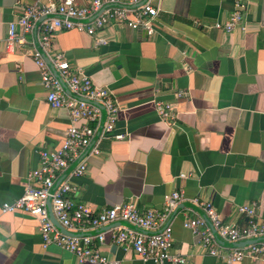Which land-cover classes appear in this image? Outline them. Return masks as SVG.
Listing matches in <instances>:
<instances>
[{
	"label": "crops",
	"instance_id": "crops-1",
	"mask_svg": "<svg viewBox=\"0 0 264 264\" xmlns=\"http://www.w3.org/2000/svg\"><path fill=\"white\" fill-rule=\"evenodd\" d=\"M18 2L34 0H0V40L20 15ZM232 10L233 0H161L150 37L111 26L102 33L105 45L75 30L52 39L71 68L112 92L119 107L115 132L124 135L98 141L85 174L72 179L74 200L96 212L132 201L144 213L161 211L164 196L183 192L185 200L166 222L171 253L185 264H227L183 227L185 218L200 217L188 206L191 199L211 202L223 223L240 227L247 218L237 208L255 203L256 219L264 223V0L243 1L245 32L215 29ZM35 36L25 34L14 54L0 51V264H89L54 245L43 248L29 213L1 211L22 195L28 172L40 167L37 152L59 147L69 126L68 110L49 106L39 69L25 55L38 50ZM155 101L170 105L174 125L159 119ZM122 226L118 221L89 232L103 235L101 245L93 240L101 254L118 264H154L111 242Z\"/></svg>",
	"mask_w": 264,
	"mask_h": 264
},
{
	"label": "built area",
	"instance_id": "built-area-1",
	"mask_svg": "<svg viewBox=\"0 0 264 264\" xmlns=\"http://www.w3.org/2000/svg\"><path fill=\"white\" fill-rule=\"evenodd\" d=\"M142 1L87 0L84 5H79L78 0H34L32 4L18 2L16 8L20 15L8 23L7 34L0 40V51L14 54L17 47H24V35L34 31L38 50L28 49L25 55L31 57L39 69L49 106L55 109L65 107L69 113V126L62 143L56 149L37 152L40 167L28 172L22 195L13 202L3 203L1 211L29 213L38 221L43 248L54 245L72 254L79 263L118 264L117 261L101 254L99 248L94 245V239L99 245L103 243V235L89 234L90 231L118 221L129 225L119 227L118 231L111 233L113 244L132 248L143 262H186L182 256L171 253L172 230L168 225L155 233L166 224L167 218L177 205L185 200L183 192L174 191L164 196L161 211L149 209L144 213H140L132 201L96 212L73 198L77 186L72 179L85 174L88 158L99 153L98 141L108 136L122 140L124 135L115 132L119 107L112 92L106 87L94 84L80 67L71 68L64 59V53L53 48L52 39L60 31L75 30L91 37L96 46L105 45L107 42L102 33L111 26L141 30L150 37L155 33L153 23L161 0ZM243 1L233 0L230 17L224 22H216L214 28L228 33L235 30L245 32ZM53 70L57 72L58 77ZM61 82L71 95L66 94ZM98 106L104 108L105 120L97 140L80 158L99 128L101 111ZM154 107L160 120L175 124V116L169 104L155 101ZM76 160L77 164L54 187L62 173ZM48 200L54 220L65 231L75 235L65 234L53 224L48 214ZM190 202L206 215L217 235L227 243L264 237V223L256 219L258 205L255 203L237 208V212L247 218L246 225L240 227L223 223L211 202L198 198H193ZM183 227L199 237L204 250L227 264L246 258L264 262V242L233 247L225 253L201 216L194 219L185 218ZM140 229L149 233L138 231Z\"/></svg>",
	"mask_w": 264,
	"mask_h": 264
},
{
	"label": "water",
	"instance_id": "water-1",
	"mask_svg": "<svg viewBox=\"0 0 264 264\" xmlns=\"http://www.w3.org/2000/svg\"><path fill=\"white\" fill-rule=\"evenodd\" d=\"M142 2H144V0L142 1ZM141 2V3H142ZM139 5H141V4H139ZM53 72H54V74H55V76H57L58 77V74H57V72L55 71V70H53ZM61 84H62V86H63V88H64V91L66 92V94H68V95H71L70 93H69V91L67 90V88L64 86V84L61 82ZM95 105V104H94ZM99 107V109H100V111H101V120H100V125H99V128H98V130H97V132H96V134H95V136H94V138H93V140H92V142H91V144L86 148V150L83 152V154L81 155V157L80 158H82L86 153H87V151H89L90 150V148L93 146V144L95 143V141L97 140V138H98V136H99V134H100V131H101V128H102V125H103V122H104V120H105V111H104V108L102 107V106H98ZM79 158V159H80ZM78 159V160H79ZM78 160H76L71 166H69V168H67L63 173H62V175L58 178V180L56 181V183H55V186L54 187H56L58 184H59V182L71 171V169L77 164V162H78ZM188 206H190V207H192V208H194L193 207V205L191 204H188ZM47 209H48V214H49V218H50V220L53 222V224L60 230V231H62L63 233H65V234H70V235H75V234H72V233H69V232H67V231H65L63 228H61L60 226H59V224L56 222V220H54V218H53V216H52V213H51V211H50V201L48 200L47 201ZM199 214H200V216L205 220V222H206V224L208 225V227L210 228V230H211V232H212V234H213V237H214V239L216 240V242L218 243V244H220L221 246H224V247H228V248H233V247H241V246H246V245H249V244H252V243H257V242H264V237H259V238H254V239H246V240H242V241H239V242H236V243H227V242H225L224 240H222L218 235H217V233H216V231H215V229L212 227V225H211V223L209 222V220H208V218L206 217V215L199 209V208H197V207H195L194 208ZM121 223H123L125 226H127V225H129V224H127V223H125V222H121ZM168 225V222H166V224L161 228V229H159L158 231H156L155 233H157V232H159V231H161L165 226H167ZM138 231H140V232H143V233H149L148 231H146V230H138Z\"/></svg>",
	"mask_w": 264,
	"mask_h": 264
}]
</instances>
